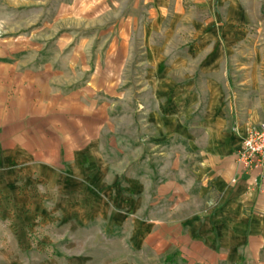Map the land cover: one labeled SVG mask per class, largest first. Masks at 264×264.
I'll use <instances>...</instances> for the list:
<instances>
[{"label": "rangeland", "instance_id": "374dc122", "mask_svg": "<svg viewBox=\"0 0 264 264\" xmlns=\"http://www.w3.org/2000/svg\"><path fill=\"white\" fill-rule=\"evenodd\" d=\"M0 39L104 106L109 170V187L82 203L4 209L0 264H173L165 180L177 177V152L235 111L264 121V102L244 103L264 93L248 96L236 77L264 73V0H0ZM133 180L147 187L137 204H115Z\"/></svg>", "mask_w": 264, "mask_h": 264}, {"label": "crops", "instance_id": "0c3cea01", "mask_svg": "<svg viewBox=\"0 0 264 264\" xmlns=\"http://www.w3.org/2000/svg\"><path fill=\"white\" fill-rule=\"evenodd\" d=\"M19 43L0 49V215L42 198L54 206L82 203L83 194L106 186L109 171L104 106L60 86L40 62L26 63ZM259 67L236 76L248 96L264 93ZM247 98L249 109L264 102ZM234 113L195 135L191 152H177V177L165 180V259L172 255L173 264H264V181L254 183L236 160L261 117ZM142 184L132 182L126 196L115 190V204L136 205Z\"/></svg>", "mask_w": 264, "mask_h": 264}, {"label": "built area", "instance_id": "2783aa9c", "mask_svg": "<svg viewBox=\"0 0 264 264\" xmlns=\"http://www.w3.org/2000/svg\"><path fill=\"white\" fill-rule=\"evenodd\" d=\"M236 160L245 173L253 175V182L264 181V121L252 123L240 148Z\"/></svg>", "mask_w": 264, "mask_h": 264}]
</instances>
